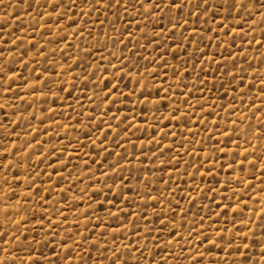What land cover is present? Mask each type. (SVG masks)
<instances>
[{
	"label": "rangeland",
	"instance_id": "obj_1",
	"mask_svg": "<svg viewBox=\"0 0 264 264\" xmlns=\"http://www.w3.org/2000/svg\"><path fill=\"white\" fill-rule=\"evenodd\" d=\"M213 2L218 3L219 0H210V3ZM45 10L51 11V8L42 9ZM79 11L80 8H77L76 12ZM85 11L90 12L87 20L83 16L79 17L75 24H72L71 20L67 23L65 20H59V27L53 23L58 19L53 14L51 19L45 18L47 24L52 27L48 28L46 25L33 34L31 17L36 15L34 9L26 10L20 0H4L3 4H0V44L8 42L11 50L10 41L16 38L17 44L20 40H31L36 45L32 48L26 44L28 55L24 60L34 57L32 63L22 67V61L14 55L12 59H15L16 63L11 67L25 76H28L29 70L33 68L37 69V73L44 68H48L50 73L54 70L59 76H53L52 79L73 93L71 97H68L66 92L60 93L62 99H56L55 103L53 93H49L34 102L27 112L21 110L13 114L11 108L0 111V124L5 125L7 132L11 133L7 136L10 142H14L17 147H27L29 143L36 144V147L25 154L26 159L22 156L20 161H17L19 168L13 167L9 170L8 185H0V210L11 205L14 211L19 213L13 214L12 219L20 221L19 224L11 225L3 223L4 215L0 211V224H3L0 231L17 233L23 241L27 230L29 238L35 236L40 242L36 245V255L39 256L42 250L43 254L50 256L53 261L56 259L53 253L63 256V241L67 240L69 235L75 239L79 229L89 240L98 238L102 244L107 239L109 247H112L113 237H118L115 246L120 247L125 255H128V252L123 246L129 245V240L132 241V246H143V259L138 252L133 251L131 264H148L153 259L159 261L161 256L164 257L165 264H187L180 256L181 248L176 244L166 243L172 239L167 233L171 223L166 224L164 230H160L158 218L153 210L161 213L159 219L167 217L169 221L174 211L175 226L183 237L180 244L186 245L185 255L187 251L195 252L199 249L204 253L205 264H232L234 246L240 245L241 250L245 251L242 245L255 240L256 246L250 247L246 252L256 260L261 251L259 241L264 239L254 223L258 218L256 214L264 208V178L258 166L250 172H241L239 168L235 172H229L228 164L237 154V158H242L246 149L251 152L255 148L257 156L264 153V137H258L249 130L250 124L254 129L258 122L264 121V107L259 112L255 111L257 106L264 104L260 97V78L264 77V62L260 57L264 54V46L258 47L254 42L251 48L248 46V41L253 35L256 40L261 38L260 33L264 25L257 23L254 31L250 32L252 21L249 20L248 25H243V21H240L235 13L232 18L221 23V16H217L215 22L212 21L211 12L207 18L203 15H200L199 19L195 16L189 18L186 8L182 15L189 20L187 29L180 27L178 23L175 31L170 33L172 25L168 23V18L169 15L175 14H169L167 10L154 13L148 20H143L131 8L128 9L127 15L120 13L122 19H117L114 12H105L103 8L98 11ZM69 16L75 17V13L69 12ZM97 16L103 21V25L96 22ZM178 20L179 17L173 23ZM255 20H260L259 13L255 14ZM238 22L243 26V32L240 27H236ZM137 23L140 28L136 27ZM225 25L227 29L221 31ZM125 27L127 32H124ZM233 27H236L238 35L232 33ZM193 28L197 29L198 34L190 36ZM208 28L220 34L219 46L214 33L209 32ZM77 29L82 30V36ZM154 32L160 34L156 39H153ZM128 33H133L130 40L127 38ZM245 35L247 39L242 38ZM189 36L190 39L183 38ZM201 36L204 37L203 42L200 41ZM209 37H213L210 44ZM117 38L122 39L123 43H119ZM149 40H152V44L148 43ZM157 42L160 44L159 49L154 47ZM40 48L44 54L38 56L36 50ZM197 48L204 49L203 56L196 54ZM89 49L91 55H88ZM229 53L232 55L229 56ZM112 54L117 58H127L129 68L136 62L142 66L141 72L146 68L147 72L140 78L141 83L146 85L143 91L146 94L151 91L153 96L149 99H159L163 103L148 106L136 104L139 85L126 81L128 88H125L124 92L127 93L136 87L137 93L127 100L120 97L116 104L105 108L100 103L103 93L99 91L105 80L101 79L99 84L95 81L101 76L99 69L107 67L108 71L103 73V77L111 79V64L119 67L121 59L113 58ZM209 56L213 59H207ZM73 60H76L75 64L72 63ZM201 60L204 61L203 64L200 63ZM93 71L96 75H92ZM174 72L178 75L174 76ZM185 72L188 75H184ZM132 75L135 78V71ZM85 76L88 77L87 83L84 82ZM165 76L167 79H164ZM241 79L244 81L242 84ZM112 82L115 83V80ZM165 88H170L167 96L164 94ZM94 92L97 99L90 100ZM3 102L4 99H0V103ZM14 102L19 109L26 107L30 101H25L23 105L19 100ZM48 108L55 109V113L47 112ZM176 108H179L178 112H175ZM174 112L176 117H180L179 121L175 118L167 119L173 116ZM193 112L195 115H192ZM5 113L9 121H15L17 116L22 117L19 126L8 124L4 119ZM113 114L119 119H110ZM124 115L128 116V120L123 119ZM249 117H252L251 120ZM197 121L199 123H196ZM104 122L110 123L112 128L119 132V135L115 132L106 133L109 137L106 141L107 150L112 152L107 160L103 159V156L107 155L106 152L96 154L97 145H100L103 139L97 129L103 130ZM12 128L16 131L12 132ZM30 128L35 131H29ZM125 128L129 129L126 138L124 132L120 131ZM157 128L163 129V132L155 131ZM225 132L231 136L232 142L226 143V137L223 135ZM16 133H19L18 140ZM5 135L4 129H0V137ZM114 135L113 140L111 138ZM153 136L163 149V156L157 149V143H148ZM32 137H35L34 141ZM91 141H95V144ZM190 141L196 143H189ZM117 143H120L121 147H116ZM53 148L56 149L54 153ZM153 152L156 153L155 158L152 157ZM170 155H175L176 159L169 162ZM248 159L253 157L249 156ZM161 160L165 163L161 164ZM117 163L122 167H117ZM201 163L203 167H200ZM85 164L88 165L87 168ZM250 167L245 162L244 168L247 170ZM196 168L200 169L199 172ZM209 169L219 172V175L209 176ZM130 174L132 179L129 183L134 187L137 186L135 177L140 176L141 183L138 187L144 196L143 200L136 197L131 207L135 211L142 209L141 214L146 217L148 223L146 225L144 219L134 220V234L133 224L125 221L127 231L122 229L113 233L112 228L118 226V221L110 220L106 212H117L118 208L126 207L120 200L115 201L116 207L110 202L114 200L120 177L128 178ZM13 175H18V185L13 182ZM237 175L239 179L236 178ZM145 176L147 188L143 183ZM2 178L3 173H0V179ZM33 179L35 184L31 188L26 187ZM217 180L220 183H216ZM225 180L229 181L227 187H224ZM249 182L252 187H248ZM109 187L112 188L111 192ZM8 188H13L16 192V196L10 200L8 197H11L12 193L8 192ZM149 191L152 196H156L158 191L163 192L164 196L158 203L147 196ZM257 196L259 199H256ZM237 200L240 205H247V208L243 209V215L253 221L247 228L233 223V209L237 206ZM217 204L220 207H217ZM228 204H231V207L225 211V205ZM170 208L173 211H169ZM84 209H87L88 216L83 214ZM235 215L239 216L240 213ZM96 217L101 218L103 226L96 227L95 232L89 235L88 230L98 223ZM41 219L44 220L43 229L39 226ZM132 220L133 218L129 217V221ZM50 222L52 228L48 231ZM147 229H152L151 235ZM252 229H255V237L252 236ZM217 230H223L224 240L213 235ZM102 231L103 237L100 236ZM243 232L248 233V240H241L237 235ZM197 233L200 234L199 239ZM206 234L209 240L216 239L215 245L209 241L201 243ZM137 236H140L139 240ZM5 239L11 240V236H6ZM229 241L233 245L232 254L227 251ZM45 243L47 247H44ZM89 250L96 264H101L96 249L87 242L83 243V250L73 246V264H80V260L87 264ZM17 251L20 257L26 259L23 252L18 249Z\"/></svg>",
	"mask_w": 264,
	"mask_h": 264
},
{
	"label": "snow or ice",
	"instance_id": "obj_2",
	"mask_svg": "<svg viewBox=\"0 0 264 264\" xmlns=\"http://www.w3.org/2000/svg\"><path fill=\"white\" fill-rule=\"evenodd\" d=\"M4 0H0V4H3ZM20 4L24 6L26 10H32L34 9L36 12L35 16L31 17V28L32 33L34 34L35 31L39 28H44L46 25L48 28H51L52 25L47 24V19H51L53 14H55L58 19L54 21L53 23L56 24L57 27H59V20H65L67 23L68 20H71L72 24L76 23V20L83 16L86 20L90 16L89 11H85V9H90L91 11H98L101 8L105 12L112 11L115 13L117 19H122L120 16V13L123 12L125 15L128 14V9H133V11L139 15L143 20H148L149 17H151L154 13H159L167 10L169 14L174 13L175 15H169L168 23L172 25L170 29V33L175 31L177 24L179 23L180 27L187 29L189 20L187 18H184L182 13L184 12V9H188L187 16L189 18L195 16L197 19H199L200 15H203L204 17H208L209 12H211V18L212 21H216L217 16H221V23L225 19H230L233 16V13H235L236 17H239L240 21H243V25H248L249 20L252 21V24L250 26V32L254 31L255 26L257 23L264 25V0H219L218 3H210V0H103L101 3V0H20ZM19 7V5H17ZM51 8V11H42V9ZM80 8L79 12H76V9ZM69 12L75 13V17L69 16ZM260 14V20H255V14ZM179 17V20L177 23H173L176 18ZM47 18V19H45ZM67 18V19H66ZM105 19H107V16H105ZM134 19V17H133ZM17 20H19V17H17ZM96 22H99L101 25H103V21L100 20V17H96ZM147 26V25H145ZM137 28H140V24L137 23ZM236 27L241 28V32H243V26L237 23ZM236 27H233L231 29L232 33L234 35H238L236 33ZM227 29V26H223L221 28V31H225ZM77 31H80V34L82 36V30L77 29ZM209 32L214 33V37L217 39V44L219 46V40L221 39L220 34L218 32H215L212 28H208ZM124 32H127V27L124 28ZM141 32H143V29H141ZM198 34V31L196 28L192 29V33H190V36ZM91 35V32L89 33ZM133 33H128V39L130 40L132 38ZM159 33H153V39H156L159 37ZM189 37H183L184 39H190ZM260 39L256 40L255 36H252V39L248 41V46L251 48L252 43L254 42L258 47L264 46V28L261 29L260 33ZM213 37H209L208 41L209 44L211 43ZM243 39H247V35L242 37ZM204 37H200V41L203 42ZM117 41L119 43H123L122 39L117 38ZM149 44H152V40L148 41ZM234 43V40H233ZM27 45H31L32 48H35L36 45L31 41L28 40L25 42L24 40H20L19 44H17V39L14 38L10 41L11 50L9 48L8 42H4L3 44H0V99H4L3 103H0V111H3L5 108H11L13 111V114H15L17 111H24L27 112L28 108L33 107L34 102L39 101L41 97H46L49 93H53L55 99L53 100V103H55L56 99H62L60 96V93H67L68 97H71L73 95L72 91L69 89H66L63 87L62 84H57L56 80H53V76H59V73H56L54 70L50 73L48 68H44L42 71L37 73V69L33 68L30 69V74L28 76H25L22 72L17 71L15 68L11 67L12 64L16 63L15 59H12V57L15 55L16 57H19L20 61H22V67H27L29 63H32L34 60L33 58H30L29 60H24V57L28 55V48ZM71 45H69L70 47ZM208 45H205L207 47ZM155 49H159L160 44L157 42L155 44ZM23 48V51L21 49ZM43 49H37L36 55H43ZM63 54V53H62ZM92 52L89 49L88 55H91ZM196 54L198 56L204 55V49H196ZM232 54L229 53V56ZM243 55V53H241ZM113 58L121 59V63L119 67L115 64H111V61H109V64H111L112 67V73H111V79L104 78L103 73L108 71L107 67L99 69L101 76L97 78L95 81L96 84L100 83L101 79H104L105 82L103 84V87L99 89L101 93H103V96L100 97V103L104 105L105 108H109L111 105L116 104L117 101L120 99V97H124L125 100L130 99L133 97L138 89L136 87L131 88L127 93L124 92L125 88H128V83L126 81L132 82L134 85H139V97H143V99H140L137 97L135 100L136 104H144L145 106H148L149 104L155 105V104H161L163 103L162 100H150L149 98L153 96V93L151 91L147 92V94L143 91V89L146 87L145 84L141 83L140 78L143 76L144 73L147 72V69L145 68L143 72H141V65H139L138 62L134 63L131 68L127 66V58H117L115 57V54H112ZM46 58V57H45ZM174 59L176 57H173ZM207 59L211 60L213 57L209 56ZM261 61L264 62V54L260 57ZM73 64L76 63V60L72 61ZM201 64L204 63L203 60L200 61ZM101 64H103V60L101 59ZM235 66V64H233ZM39 65H37V68ZM70 65L68 68L70 69ZM178 67V66H177ZM219 67V62H218ZM133 71H135V78H133ZM225 71L227 72V68H225ZM92 75H96V72L93 71ZM154 75V74H153ZM174 76L178 75L177 72L173 73ZM184 75H188L187 72L184 73ZM164 79H167V76L164 77ZM115 80V83L112 81ZM84 82H88V77H84ZM244 81L241 79L240 83L242 84ZM203 83V82H201ZM260 83L262 85L260 89V97L262 101H264V77L260 78ZM123 85V87H121ZM55 89V91H54ZM83 89H81L82 91ZM106 90V91H105ZM170 88L164 89V94L167 96L168 91ZM39 93V95H37ZM157 95L159 94V89H157ZM227 95V93H225ZM109 97H112V99H109ZM14 98V99H13ZM79 100V98H77ZM90 100L97 99V94L94 92L93 96L89 98ZM15 100H19L21 102V105L24 104L25 101H30L26 107L17 108L15 106ZM242 103V102H241ZM253 103H255L253 101ZM203 107V105H201ZM262 107H264V104L261 106H257L255 111L259 112L261 111ZM146 109H142L144 111ZM235 110V109H233ZM120 111V108H117V112ZM157 111H159V108H157ZM179 108L175 109V112H178ZM47 112L55 113V109L48 108ZM175 112L173 113V116L168 117L167 119L172 120L175 118L177 121H179L180 117L175 116ZM107 114V113H105ZM192 115H195L193 112ZM255 113H253V116ZM79 117V113H77V118ZM34 118V117H33ZM252 117H249L248 119L251 120ZM4 119L8 124H15L17 127L19 126V121L22 119V117L17 116V119L15 121H9L7 117V113L4 115ZM110 119L116 120L119 119L115 114H113ZM123 119L126 121L128 120V116L124 115ZM146 119V118H145ZM41 123H43V120H41ZM105 128L101 130L100 128L97 129V131L101 132V136L103 139L101 140L100 145H97L98 151L97 155H100L101 153H107V155L103 156L104 160H107L109 156L112 155L111 151L107 150L106 141L109 139V137L106 135V133L109 132H115L116 135H119V132L114 130L110 123L104 122ZM196 123H199L197 121ZM215 123V122H214ZM235 124V122L233 121ZM119 128V125L117 126ZM0 129H4V132L6 133L5 136L0 137V173H3V178L0 179V185L7 186L9 183V170L13 167L19 168V164L17 161H20L22 156H25L26 159V153L33 147H36V144L29 143L27 147L24 145H20L17 147V145L14 142H10L7 139V136H10L11 133L7 132V128L5 125L0 124ZM249 130L252 134H256L258 137H264V121H260L257 123L254 129H252L251 124L249 125ZM16 129L12 128V132H15ZM29 131H35V129H29ZM46 131V130H45ZM120 131H123L125 134V138L127 137V133L129 129H120ZM155 131L163 132V129H155ZM166 134V133H165ZM87 135V133H85ZM175 134L173 133V136ZM194 135V133H193ZM226 137V143H230L231 136L225 132L223 133ZM16 139H19V133H16ZM115 139V135L111 138ZM32 140H35V137H32ZM38 143V142H37ZM92 144H95V141H91ZM143 143V142H142ZM148 143H157V149L160 151V155H164L163 149L160 148V144L155 141V137H151L148 140ZM189 143H196V141H190ZM116 147H121L120 143L116 144ZM170 148V146H168ZM183 147V146H181ZM219 151H223V149H217ZM53 153L56 151L55 148H53ZM43 155V153H41ZM119 155V154H117ZM156 153H152V157L155 158ZM237 156H234L232 159V162L228 164V170L229 172H235L237 168L241 172L243 171H251L252 168H255L258 166L262 178H264V153H261L260 156H257L256 149L253 148L251 152H249L247 149L245 150V153L242 155V158H237ZM252 156L253 159L249 160L248 157ZM9 157H12V159H9ZM147 154H145V159H147ZM169 162L176 159L175 155L169 156ZM95 162V161H93ZM245 162H247L248 165L251 167L249 169H245L244 165ZM161 164L165 163L164 160L160 161ZM117 167H122L117 163ZM194 166V165H193ZM85 167L87 168L88 165L85 164ZM109 167H112V165H109ZM200 167H203V163L200 164ZM215 165H213V168ZM221 168H223V165H221ZM199 168H196V171L199 172ZM53 171H55V168H53ZM209 176H218L219 172H213L211 169L208 170L207 173ZM91 176V173L88 174ZM104 175H107V173H104ZM203 176L204 174L201 173ZM239 179V175L236 177ZM13 182L17 185L20 183L18 175H13L12 177ZM132 179L131 174L128 178L120 177V184L117 186V192L114 197V200L110 203H112L113 207H116L115 201L120 200L126 207L124 208H118L117 212H111L107 211L106 215L110 220L118 221V226L112 228L113 233H118L122 229L127 231V224L125 221H128V223L133 224V232L135 234V228L136 225L134 224V220L137 219H144L145 224L147 225L148 220L145 216L141 214V211H135L131 207V205L134 203L136 197H140L142 200L144 199V196L139 191L138 185L141 183L140 176H136L135 180L137 182V186H133L131 183H129V180ZM115 182V181H114ZM144 187L147 188V177H144ZM167 183L166 181L164 182ZM216 183H220L219 180L216 181ZM229 181H224V187H227ZM35 184V179H33L26 187L31 188L32 185ZM253 185L251 182H249L248 187H252ZM211 191V189H209ZM109 191H112V188L109 187ZM8 192L12 193L11 197H8V199H12L16 196V192L13 188H8ZM126 193H132L133 195H127ZM98 194V192L96 193ZM7 195V194H5ZM147 196H149L152 200L156 202H160L161 199L164 196L163 192L158 191L156 196L151 195V191L147 193ZM251 198V197H249ZM107 200V197L105 198ZM256 199H259V196L256 197ZM236 208L233 209L234 213V224H240L243 225L245 228L248 227L250 223H253L251 221L250 217H244L243 215V209L247 208V205H240L239 200L236 201ZM217 207H220L219 204L216 205ZM139 208V205L136 206ZM177 207H179V204L177 203ZM231 207V204L225 205V211H227L228 208ZM3 212L4 220L3 223L7 224H19L20 221H16L12 219L13 214L18 215V212H15L11 205L5 207L4 209L0 210ZM154 214L158 218V222L160 225V230H164L165 225L168 223H171V227L167 228L168 235L172 238L171 240L166 241L168 244H176L181 248L180 256L187 261V264H205V257L204 253H201L199 249H196L195 252L193 251H187V255H185L186 245L180 244V239H183L180 231L175 226V213L170 208L169 211H173V217L171 221L168 220L167 217L164 219H159L161 213H156L155 210ZM184 211L183 209L181 210ZM239 212L240 215L236 216L235 213ZM83 214L85 216H88L87 209L83 210ZM256 214V213H254ZM217 215H220L217 213ZM257 215V220L254 222L256 228H259L260 230V236L264 237V208L260 210V212ZM129 217H132L133 220L129 221ZM23 219V218H22ZM66 220L67 217H64ZM98 222L97 224L93 225L91 229L88 230L89 235H92L95 232L96 227H102V221L100 217L95 218ZM91 220V217H89V221ZM202 223V221H201ZM3 224H0V228H2ZM40 228L43 229L44 227V220L41 219ZM52 224L49 223V229L48 231H51ZM147 232L149 235L152 233V229H147ZM46 235V234H45ZM213 235L220 239L224 240L223 236V230H217L213 233ZM241 240H248L249 235L247 232L238 233L237 234ZM6 236H11V240L5 239ZM100 236H104V232L102 231L100 233ZM252 236H256L255 229H252ZM197 238H200V234L197 233ZM118 237H113L111 241L112 247H109V243L107 239L104 240V242L101 244L100 240L98 238H94L92 240H89L88 237L84 236L83 232H80L79 229L77 230V233L75 235V239L72 235H69L67 240L63 241L65 252L63 256L57 255L53 253V255H56L55 261L50 256H45L43 254V251L41 250L40 255H36V245L40 242L36 240L35 236H32L29 238V234L27 233V230L25 231L24 239L21 241L19 234L17 233H10L8 230L0 231V253H3L4 255H0V264H17V261L19 259V264H73L71 259V254L73 253V246L76 248H80L83 250V243L87 242L91 245V247L96 249L97 257L101 260V264H131L133 257L131 256V252L135 251L140 254L141 259H143L145 255V248L140 245L132 246V241L129 240V245L123 246L127 252L128 255H125L121 252L120 247H116L115 245L118 242ZM140 239V236H137V240ZM191 239V234L189 235V240ZM69 241H71V244H69ZM203 241H209L210 244L215 245L216 239L209 240V236L206 234L203 236V240H201V243ZM256 246L255 240H253L252 243H244L242 245L243 249L245 251L241 250L240 245L234 246V255H232V264H264V239H261L259 241V247L261 248V251L259 253V257L256 260H253L246 252L247 249L250 247ZM44 247H47V244H44ZM19 252H23L26 256V259L19 256ZM224 250V249H221ZM207 251V249H206ZM227 251L229 254H232L233 251V245L231 242H228V249ZM15 253V254H14ZM148 255H151V253H148ZM211 259V257L209 258ZM227 259V256L225 257ZM80 264H85V261L80 260ZM87 264H96V260L92 259L91 252L89 250L88 252V261ZM148 264H165L164 257H160L159 261H156L155 259L150 260ZM213 264H216V262H213Z\"/></svg>",
	"mask_w": 264,
	"mask_h": 264
}]
</instances>
